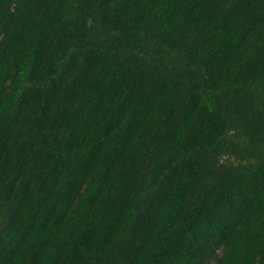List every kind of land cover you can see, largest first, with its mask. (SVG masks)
Returning <instances> with one entry per match:
<instances>
[{"label":"trees","instance_id":"1","mask_svg":"<svg viewBox=\"0 0 264 264\" xmlns=\"http://www.w3.org/2000/svg\"><path fill=\"white\" fill-rule=\"evenodd\" d=\"M0 264H264V0H0Z\"/></svg>","mask_w":264,"mask_h":264}]
</instances>
